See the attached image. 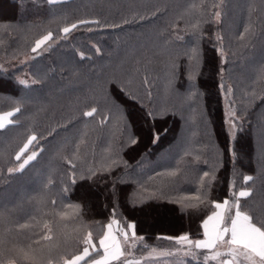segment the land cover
Masks as SVG:
<instances>
[{
    "label": "trees",
    "instance_id": "16d2710c",
    "mask_svg": "<svg viewBox=\"0 0 264 264\" xmlns=\"http://www.w3.org/2000/svg\"><path fill=\"white\" fill-rule=\"evenodd\" d=\"M216 12L221 13L219 23ZM91 18L109 26L92 25L91 32L82 26L50 50L31 51L36 39L50 30L56 33L65 21ZM123 20L130 22L111 27ZM197 22L200 30L194 31ZM245 28L254 33L241 40ZM193 48L198 56L190 60ZM80 51L86 59L79 58ZM145 65L151 98L141 82ZM136 68L141 71L133 87L146 108L120 91V83ZM261 69L264 0H0V113L22 109L14 117L17 123L0 132V236L7 247L45 257L51 249L53 264H61L82 250L89 231L94 240L102 235L115 207L117 217L134 221L144 243L157 249L152 253L151 247L138 246L135 258L161 264L165 256L159 253L170 252L178 264H197V256L185 255L187 247L157 237L187 232L201 238L200 221L210 203L198 211L182 205L196 203L183 198L195 195L204 171L215 176L209 201L225 198L235 181L237 191L254 189L242 205L264 210ZM20 80H27V86ZM109 80L117 81L108 90L127 113L126 129L117 127L119 113L111 104H102L95 117L82 116ZM221 83L233 89L227 101ZM105 107L111 108L112 122L101 126ZM227 108L237 112L235 140L229 136ZM149 109L154 119L146 115ZM32 133L42 137L44 151L22 173L9 176L7 169L18 167L15 153ZM154 133L159 134L156 143ZM130 136L139 142L130 145ZM115 150L119 166L102 170ZM65 157L73 159L74 169ZM171 171L177 175H168ZM245 175L254 181L245 185ZM192 251L202 262L204 254Z\"/></svg>",
    "mask_w": 264,
    "mask_h": 264
},
{
    "label": "snow or ice",
    "instance_id": "6c2138e0",
    "mask_svg": "<svg viewBox=\"0 0 264 264\" xmlns=\"http://www.w3.org/2000/svg\"><path fill=\"white\" fill-rule=\"evenodd\" d=\"M49 3H56L57 0H48ZM155 14V13H154ZM220 12L214 14L215 21L220 22ZM140 19H146L141 16ZM130 21L123 20L121 23H113L111 27L118 28L121 24H127ZM92 25L96 27L109 26L106 21H101L99 18L91 19H78L72 22L65 21L64 26L60 27L56 33L53 31H47L46 34L35 40L34 46L31 48L33 53H38L39 50H50L54 44L67 40L73 32L79 30L82 26H88L89 32L93 31ZM194 31H199V22L194 24ZM254 33V29L245 28L241 33L240 39L245 38V34ZM179 39V37H178ZM222 36H217V41H222ZM97 53L100 49L95 45H92ZM222 62L224 57L223 47L218 49ZM79 58L84 60L87 58L86 53L80 51L78 53ZM198 56V52L193 48L189 59H195ZM173 68L177 67L175 64ZM145 74L141 77V82L144 87V93L151 98V91L147 87L151 84L147 73V65L144 66ZM141 69L136 68L130 73L125 81L120 83V91L125 95L128 100L137 102L141 107H147L143 104L140 96V90L134 89V81L140 74ZM260 77L264 78V69L260 71ZM21 85L27 86V80H20ZM117 83L116 80H109L100 85V99L96 100L93 106L89 110L83 111L82 116L87 118L95 117L101 114V105L111 104V108H116L119 113V119L116 122L117 127H128L127 113L123 110V105L117 107V103L114 102V98H111L108 90V85ZM221 89L226 93V101L231 96L233 89L229 86L221 83ZM195 95V93H193ZM264 99V97H262ZM231 103V101H228ZM111 108L105 107L103 109L107 114L103 115L99 124L106 126L111 121ZM22 109L16 107L13 111H8L0 114V132L5 130L10 125H14L17 121L14 117L20 113ZM149 119H154L156 113L149 109L146 112ZM237 112L233 108H228L226 112V123L229 125V136L232 140H235L237 130ZM72 121H69V124ZM67 127V125H65ZM242 127V125H241ZM40 139L35 133L27 136L26 141L15 153L14 160L18 162V167L7 169L9 176L17 173H22L25 168L35 161L38 156L44 151L43 146L40 144ZM159 134H153V143L158 142ZM83 138L76 145L77 151L79 146L83 143ZM139 142L138 137H129L128 143L135 145ZM233 158H235L234 150H231ZM3 153H0V159L3 158ZM119 150L112 151L110 153L111 163L102 165V170L111 171L114 167H118L120 164ZM185 155H189L186 151ZM77 158L74 154L73 159ZM73 159L65 157L66 163L75 168ZM196 159H199L196 156ZM95 171L92 175H95ZM161 173H157L160 175ZM168 175L176 176V171H171ZM207 178V179H206ZM252 175H245L243 182L245 185H249V182L254 181ZM215 181V176L210 175L208 171H204L199 179V186L195 190V195L186 196L185 200H195L196 203L182 205L183 207H190L195 210H199L201 205L210 203L208 213L203 216L200 221V237L193 239L191 233H181L177 236H158L157 239H166L174 241L176 244L183 247H187L188 252L185 255L197 256V264H264V210L257 211L250 205H242L241 201H248L253 196L254 189L252 187H242L240 190H236L235 181L229 184V194L222 200H210L208 197V191L211 189L212 183ZM71 182L75 184V173H71ZM177 203V201H170ZM55 203V201H53ZM133 206H136L135 196L133 197ZM47 226V225H46ZM136 223L134 221H128L117 217L116 208L113 207L108 222L103 225L104 231L98 239H93V233L89 231L82 239L83 248L78 254H73L70 258L64 259L63 264H145L143 259L135 258V252L138 246L145 248L151 247V252L156 253L157 249L154 246L146 245L144 242L146 237L142 234H138L136 231ZM51 239V237H46ZM8 241L0 236V264H18V261H31L33 264L37 260L47 258L48 264H53L51 259V249L49 250L47 257L41 253L37 256L33 251H24L23 249H15L7 247ZM198 250L199 253H203V261H199L197 252L192 250ZM151 255V254H150ZM159 255L167 256L172 255L170 252H161Z\"/></svg>",
    "mask_w": 264,
    "mask_h": 264
},
{
    "label": "rangeland",
    "instance_id": "374dc122",
    "mask_svg": "<svg viewBox=\"0 0 264 264\" xmlns=\"http://www.w3.org/2000/svg\"><path fill=\"white\" fill-rule=\"evenodd\" d=\"M227 106H228V104H227ZM159 262L161 264H175V263L178 264L179 263V260L173 259V257H168V255H167V256H165V258H160ZM61 264H63V263H61Z\"/></svg>",
    "mask_w": 264,
    "mask_h": 264
}]
</instances>
